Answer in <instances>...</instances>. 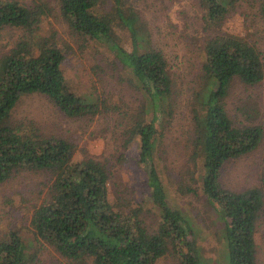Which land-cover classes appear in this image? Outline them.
I'll return each instance as SVG.
<instances>
[{
	"label": "trees",
	"instance_id": "obj_1",
	"mask_svg": "<svg viewBox=\"0 0 264 264\" xmlns=\"http://www.w3.org/2000/svg\"><path fill=\"white\" fill-rule=\"evenodd\" d=\"M55 1L72 32L95 40L111 55L105 66L94 67L95 74L116 72L118 80L140 95L139 110L133 114L125 110L130 122L122 133L123 145L128 148L140 138L139 157L160 220L152 228L140 207L111 200L114 170L107 163L93 157L76 160L75 145L68 139L45 136L34 122L13 121L18 102L31 94L44 95L68 116L123 113L110 97L102 96L96 103L67 88L66 50L57 33H42L45 20L55 11L47 0H0V31L20 32L8 50H0V182L24 170L42 171L49 178L46 197L32 212V239L25 241L18 231H9L0 239V264H37L45 246L74 264H157L169 254L178 264H204L197 231L187 217L191 215L178 201L174 200L181 209L170 201V186L157 161L165 143V119L172 118L175 108L168 57L153 45L137 9L127 0ZM243 1L200 0L209 34L203 43L204 86L193 105L196 126L191 144L202 170L201 196L227 219L221 236L228 245L229 264H258L256 224L264 207L263 192L258 187L237 192L222 182L225 165L254 151L264 138L261 125L239 119L243 106H238L234 118L227 108L236 79L247 85L264 81L262 50L223 29V21ZM259 8L264 14V0H259ZM181 191L200 195L197 188Z\"/></svg>",
	"mask_w": 264,
	"mask_h": 264
},
{
	"label": "rangeland",
	"instance_id": "obj_2",
	"mask_svg": "<svg viewBox=\"0 0 264 264\" xmlns=\"http://www.w3.org/2000/svg\"><path fill=\"white\" fill-rule=\"evenodd\" d=\"M19 1L30 3L33 0ZM47 1L55 11L45 20L42 33H57L59 43L66 50L63 69L67 88L96 103L102 96L110 97L109 101L123 114L89 112L68 116L44 95L31 94L18 102L13 121L17 124L34 122L43 135L68 139L75 145L76 160L93 157L107 163L114 170L109 189L111 200L116 203L129 201L131 204L126 205L130 208L140 207L147 224L156 228L160 215L149 198L147 171L139 157L140 138L128 148L123 145L122 133L130 122L125 110L129 114L137 112L142 103L140 95L125 81L118 80L116 72L95 74L97 64L105 66L111 60L107 48L72 32L61 18L56 1ZM127 1L137 9L143 31L150 36L153 45L166 54L171 65L175 108L172 118L165 119V143L157 157L162 178L170 186V201L179 209L182 207L178 204L183 205L181 210L191 215L187 217L203 248L202 262L229 264L228 245L221 236L222 232L225 235L227 219L216 214L210 202L201 196L202 170L200 160L193 158L191 144L196 126L193 105L204 86L201 79L203 43L209 34L205 26L206 9L200 0ZM222 25L223 29L254 42L264 55V14L260 11L259 0H244L228 14ZM19 35L18 31H0V50H8ZM240 105L244 113L238 112L242 115L239 119L259 124L264 130V81L260 85H247L236 79L227 99V108L233 118ZM48 180L45 172L24 170L7 182H0V239L11 230L18 231L25 241L32 239V212L34 205L45 199ZM222 182L226 188L237 192L258 187L264 195V138L254 151L225 165ZM181 188H197L200 195L184 193ZM256 227L258 264H264V207ZM37 264L74 263L45 246ZM157 264H178V260L169 254Z\"/></svg>",
	"mask_w": 264,
	"mask_h": 264
}]
</instances>
